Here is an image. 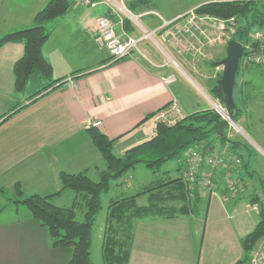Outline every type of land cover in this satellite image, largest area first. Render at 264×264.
<instances>
[{"label":"crops","instance_id":"crops-1","mask_svg":"<svg viewBox=\"0 0 264 264\" xmlns=\"http://www.w3.org/2000/svg\"><path fill=\"white\" fill-rule=\"evenodd\" d=\"M47 1L0 0V18L9 20V25L20 20L33 22L35 13ZM209 1L214 0H201L170 9L161 8L149 0L148 6L138 9L137 13H142L140 21L144 26L153 28L163 19H173ZM100 15L114 22V31L120 37L125 33H139L131 24L127 29L123 16L113 12L102 0H96L94 6H84L71 0L67 11L55 17L56 21L50 27L47 23L54 18L45 22L51 32L42 46V55L51 65V76L46 79L34 71L21 90L15 89L13 66L23 53V44L12 40L0 44L2 188L13 189L19 182L24 196L40 194L50 195L49 199L56 198L64 194L62 190L68 189L61 187L60 172H84L97 180L94 177L98 178L106 167L100 152L86 134L87 128L95 127L109 138L118 136L113 151L117 147L114 153L121 155L127 148L152 136L153 111L172 98L177 100L183 116L211 108L206 97L200 90L193 89L189 80H194L193 83L210 93L221 74L224 59L219 55L227 43L205 46L202 53L186 52L170 43L160 30L155 37L165 53L151 41L143 40L139 43L143 55L111 59L98 41L99 33L94 22ZM31 25L33 23L26 27ZM169 75L174 79L166 82L164 77ZM184 95L187 96L186 102ZM88 121L96 124L89 125ZM217 147L223 149L227 159L232 157L227 148ZM176 160L175 167L170 170L151 171L150 177H146L148 180L140 182L135 191L158 176H179L181 171L177 168L180 163H185V151L182 160ZM234 168L233 175H238L241 182L239 194L228 196L223 182L224 172L222 168L217 169L214 186L203 190L208 198L204 217L201 214V196L197 214L147 216L134 220L128 264H233L239 259L242 256L240 238L250 230H244L242 218L235 228L231 229L228 223L232 217L243 213L237 202L244 200L248 208L249 205L255 207L259 199L254 183L249 185L245 182L246 175L254 173L239 165ZM36 179L40 185L42 183L40 188L35 187ZM125 182L126 179L121 182L123 192L130 186ZM74 194L69 205L76 199ZM253 195L255 200L249 201ZM140 198L137 203L145 204L146 199L138 202ZM228 207H233L234 212L227 213ZM29 226L30 232L42 231L37 228L42 226L35 221H30ZM4 238L5 260L12 250L13 236L11 242L8 237ZM255 247L264 249V246Z\"/></svg>","mask_w":264,"mask_h":264},{"label":"trees","instance_id":"trees-1","mask_svg":"<svg viewBox=\"0 0 264 264\" xmlns=\"http://www.w3.org/2000/svg\"><path fill=\"white\" fill-rule=\"evenodd\" d=\"M70 1L48 0L35 13L33 25L7 32L0 38V44L10 40L23 44V53L13 66L16 90L23 88L34 71L40 72L46 79L51 76V65L42 55V46L51 32L45 26V22L66 12ZM258 1L214 0L199 5L197 11L222 18L233 17L234 29L229 39H234L245 45L254 28H264V10ZM127 4L132 12H137L138 9L147 7L149 0H128ZM130 24V21L124 18V25L127 29L131 28ZM242 65L255 64L245 63L240 57L235 74L234 89ZM255 66L264 68L262 65ZM210 92L225 105V94L220 85V75ZM233 111L232 118L235 120L237 111H240L235 101ZM224 125L226 126V121L211 108L196 111L183 116L174 125L157 123L154 135L127 148L121 155H117L113 151V144L118 136L109 138L95 127H89L86 129V134L92 145L100 152L106 165L105 169L99 173L97 180H93L84 172H60L61 187L73 190L76 195L73 204L69 206L56 205L49 200L50 195L40 194L23 197L21 202L28 207L32 216L39 220L41 225L46 226L49 235L53 237V245L71 246L72 252L68 264H93L91 260L92 228L102 207L100 194L109 190L113 179L118 178L137 164H143L153 173H158L166 161L182 160V154L188 147L200 149L204 159L210 152H214L217 146H225L227 151L231 152L232 157L240 159L239 165L248 171L246 166L249 162L244 161L242 154L236 152L244 144L229 138ZM245 148L248 149V146ZM185 166L186 161L180 163L177 168L181 171L179 176L172 178L158 176L150 184L140 187L134 194H121V196L110 198L101 243L104 264H128L134 220L147 216L174 217L199 212L202 190L199 185L190 187L184 180ZM225 169L226 167H223L222 171L224 172ZM234 170L235 168L232 166L233 177ZM234 178L240 181L238 175ZM14 189L17 193H21L19 182L14 184ZM140 197H145V204L137 203V199ZM252 200H255V196L253 199L249 197V201ZM77 208L79 211H83V218L80 220L76 218ZM263 236L264 208L261 207L258 222L240 238L242 256L233 264L248 263L249 252L255 248L257 241Z\"/></svg>","mask_w":264,"mask_h":264},{"label":"rangeland","instance_id":"rangeland-1","mask_svg":"<svg viewBox=\"0 0 264 264\" xmlns=\"http://www.w3.org/2000/svg\"><path fill=\"white\" fill-rule=\"evenodd\" d=\"M151 1L154 4L159 5L161 8L174 9L194 2H199L201 0ZM258 3L264 10V0H259ZM1 19L2 18H0V38L2 37V34L7 31L15 30L17 28H24L33 23L32 21L26 23L20 20L17 21L16 24L9 25V20ZM53 21H56V19L54 18V20L47 23L49 27ZM255 30L256 29L254 28L253 31ZM219 56L224 59L226 56V47L221 48ZM242 66L243 67L238 72V77L235 84L236 86L233 91V99L240 110L237 111L238 114L236 119H233V122L236 126L227 119L226 115L225 117L221 118L226 121V126H224L226 127L225 129L228 137L244 144L241 146V148L237 149L236 152L242 154L244 161L249 162L246 167L248 168L249 172L254 173L252 176L246 175L245 182L249 183V185L254 183L255 193L257 194L259 201L257 204H254L255 207L249 205L250 207L248 208H246L244 200L237 202L236 204L239 205L243 213H241V216L235 215L236 219L232 217L228 223L229 226L231 225V229L235 228L238 220L242 218L244 230L249 231L254 226L253 224H256L260 219V210L261 207H264V68L255 65ZM189 82L191 83L193 89H195L197 92L200 90L205 92L213 99H218L211 92L209 93L207 90L205 91L199 87V85L196 83H193L194 80L190 79ZM183 99L184 102H186L187 96L184 95ZM219 103L224 107V110H226V106L221 102ZM236 127L239 129H236ZM245 146H248L249 150L246 149ZM223 147L226 148L225 146ZM114 151H117V147L114 148ZM215 151L224 155L223 149L221 148L216 147ZM176 163V159L168 160L162 164L159 171L166 169L170 170L171 168L175 167ZM151 174L152 173L150 169L146 168L143 164H137L134 168L129 169L118 178L113 179L110 183L111 186L109 191L100 194L102 207L95 218L92 228L91 260L93 264H104L101 255V243L107 214V205L109 204L110 198L121 196V194H134L136 192V188L141 183L146 182L148 180L146 177L149 178ZM94 179H97V177H94ZM125 179L127 180L125 183L130 184V186L126 188L125 192H123L121 182L122 180L125 181ZM34 183L36 188H40L42 186V183L40 185V181L37 179L34 181ZM20 189L21 193H17L16 189L14 188L4 189L0 186V192H2L0 195V203H2V206L0 207V230H2L3 236L8 237L10 242L13 236V242H15L14 245H11L12 250H10L5 256V261H11L13 264H68L67 262L72 252L71 246L53 245V237L49 235L46 226L41 225L39 220L32 216L28 207L23 202H21L23 197H27L29 195H23V186L21 184ZM13 190L14 192H12ZM62 192L64 194H61L56 198H50L49 200H52L51 202L56 205H69L72 201V193H74V191L68 188L64 189V191L62 190ZM205 195L206 194L201 191L202 217L205 215L208 201V198ZM144 200V198H140L138 202ZM212 206L213 204L210 203V208H212ZM228 212H234V208L228 207L227 213ZM76 215L77 219H82L83 211H79L77 208ZM30 221H35L38 225L40 224L42 227L37 226V228L42 229V231L30 232ZM256 245L264 246V236L257 241Z\"/></svg>","mask_w":264,"mask_h":264},{"label":"built area","instance_id":"built-area-1","mask_svg":"<svg viewBox=\"0 0 264 264\" xmlns=\"http://www.w3.org/2000/svg\"><path fill=\"white\" fill-rule=\"evenodd\" d=\"M76 3L84 6H94L96 0H74ZM109 8L130 21L131 25L138 29L139 33H125L119 36L114 31V22L107 16L100 15L96 17L94 25L98 31V41L106 48L111 59H117L131 54L143 55L139 48V43L143 40L151 41L156 48L164 52L160 42L155 37L161 30L169 40L178 49L202 53L205 46H212L217 43H227L233 32V17L222 18L213 14L200 13L196 8L176 16L173 19H163L161 24L148 29L140 21L142 13L132 12L127 6V0H102ZM162 19V18H161ZM243 61L249 64L264 66V28H259L250 33L248 43L243 45L241 55ZM169 61L173 60L167 57ZM224 66V65H223ZM223 69V67H222ZM166 82L174 79L173 75L164 77ZM201 93L210 103L213 111L221 117H225L224 107L218 99H213L205 92ZM183 117L182 110L176 99H171L165 105L153 111L151 119L154 122L152 135L155 134L157 123L164 125H174ZM94 126L96 123L87 122ZM228 160V162H227ZM185 172L184 180L190 187L199 185L200 190L210 189L214 186V173L217 169L226 167L224 171V182L228 189L229 197H236L241 190V183L234 178L231 173L232 166L239 165L238 157L227 159L217 151L210 152L204 159L201 150L194 147H188L185 151ZM228 164H227V163ZM249 264H264V249L254 248L249 252Z\"/></svg>","mask_w":264,"mask_h":264},{"label":"water","instance_id":"water-1","mask_svg":"<svg viewBox=\"0 0 264 264\" xmlns=\"http://www.w3.org/2000/svg\"><path fill=\"white\" fill-rule=\"evenodd\" d=\"M242 52L243 45L234 39H229L226 44V56L224 57V66L220 74V85L225 94V113L227 119L232 124L234 123L232 114L234 112L233 89L235 83V74L239 65Z\"/></svg>","mask_w":264,"mask_h":264},{"label":"snow or ice","instance_id":"snow-or-ice-1","mask_svg":"<svg viewBox=\"0 0 264 264\" xmlns=\"http://www.w3.org/2000/svg\"><path fill=\"white\" fill-rule=\"evenodd\" d=\"M15 242H12V244L14 245ZM5 246H6V241L5 238L3 236V232L2 230H0V264H13V262L11 261H5L3 259V255H4V251H5Z\"/></svg>","mask_w":264,"mask_h":264},{"label":"bare ground","instance_id":"bare-ground-1","mask_svg":"<svg viewBox=\"0 0 264 264\" xmlns=\"http://www.w3.org/2000/svg\"><path fill=\"white\" fill-rule=\"evenodd\" d=\"M235 125V123H233ZM236 126V125H235ZM238 126V125H237ZM236 129H239L238 127H236Z\"/></svg>","mask_w":264,"mask_h":264},{"label":"clouds","instance_id":"clouds-1","mask_svg":"<svg viewBox=\"0 0 264 264\" xmlns=\"http://www.w3.org/2000/svg\"><path fill=\"white\" fill-rule=\"evenodd\" d=\"M225 157V156H224Z\"/></svg>","mask_w":264,"mask_h":264}]
</instances>
